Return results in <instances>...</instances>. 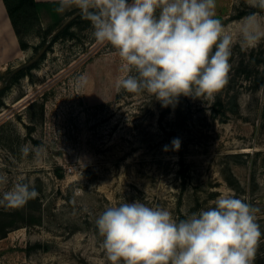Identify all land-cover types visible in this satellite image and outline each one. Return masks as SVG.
<instances>
[{
    "label": "rangeland",
    "instance_id": "1",
    "mask_svg": "<svg viewBox=\"0 0 264 264\" xmlns=\"http://www.w3.org/2000/svg\"><path fill=\"white\" fill-rule=\"evenodd\" d=\"M216 5L233 36L228 82L211 97L181 96L170 108L147 93L116 90L122 62L95 41L80 13L56 40L40 27L29 34L22 65L36 66L17 79L0 71V88L7 86L0 95V174L7 178L0 193L23 177L39 195L20 208L0 206L17 213L0 238V264H110L95 221L126 201L166 208L179 220L212 207L221 193L235 194L260 209L264 233V36L255 48L238 38L252 14L264 32V10L247 0ZM68 11L62 24L79 12ZM82 74L87 84L78 88ZM24 145L40 155H23ZM253 264H264V235Z\"/></svg>",
    "mask_w": 264,
    "mask_h": 264
},
{
    "label": "clouds",
    "instance_id": "2",
    "mask_svg": "<svg viewBox=\"0 0 264 264\" xmlns=\"http://www.w3.org/2000/svg\"><path fill=\"white\" fill-rule=\"evenodd\" d=\"M58 13L76 9L90 23L92 36L113 48L124 75L117 91L147 93L168 107L181 96L211 97L228 82L233 36L217 18L216 0H55ZM264 10V0H247ZM264 32L255 14L240 29L243 48H255ZM87 76L75 78L76 86ZM180 148L179 139L171 142ZM168 150V146L164 147ZM39 156L41 149L24 145L21 153ZM7 182L0 174V184ZM39 193L21 180L0 193V206L20 208ZM258 207L221 193L214 205L175 219L160 206L136 200L110 206L95 224L110 264H253L264 235Z\"/></svg>",
    "mask_w": 264,
    "mask_h": 264
},
{
    "label": "trees",
    "instance_id": "3",
    "mask_svg": "<svg viewBox=\"0 0 264 264\" xmlns=\"http://www.w3.org/2000/svg\"><path fill=\"white\" fill-rule=\"evenodd\" d=\"M8 13L11 17L15 30L19 36L21 47L26 49L29 47L27 37L37 27L42 28V33L45 36L50 35L62 25V21L66 16L72 14L71 11L58 13L55 9L58 7L55 1H38V0H4ZM74 12V11H73ZM48 15H50L48 17ZM44 17H48L47 27H43ZM64 30H62V33ZM61 33L55 34L53 40H56ZM36 66V63L30 65H21L15 69H7L4 76L11 79H17L27 74V69ZM10 75V76H9ZM8 80V79H7ZM7 87V86H6ZM0 88V95L6 89ZM170 108V107H168ZM165 113V112H164ZM181 174L186 176L185 167L181 169ZM16 210L0 212V238L7 235L8 231L14 228L13 217L17 214ZM11 218V219H9ZM185 217L182 215L181 219ZM41 246L40 243L37 244Z\"/></svg>",
    "mask_w": 264,
    "mask_h": 264
},
{
    "label": "crops",
    "instance_id": "4",
    "mask_svg": "<svg viewBox=\"0 0 264 264\" xmlns=\"http://www.w3.org/2000/svg\"><path fill=\"white\" fill-rule=\"evenodd\" d=\"M24 56H26V49L21 47L19 36L15 30L4 0H0V71L3 72L15 62L16 67L21 66L25 61Z\"/></svg>",
    "mask_w": 264,
    "mask_h": 264
},
{
    "label": "water",
    "instance_id": "5",
    "mask_svg": "<svg viewBox=\"0 0 264 264\" xmlns=\"http://www.w3.org/2000/svg\"><path fill=\"white\" fill-rule=\"evenodd\" d=\"M79 12H77L76 14H74L72 17H70L64 24H62L58 29H56L53 33L56 34L61 27L65 26L73 17H75ZM18 68V67H17Z\"/></svg>",
    "mask_w": 264,
    "mask_h": 264
}]
</instances>
